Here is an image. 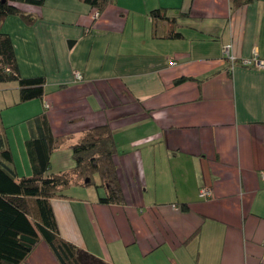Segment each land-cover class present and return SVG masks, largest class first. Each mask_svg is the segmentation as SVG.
<instances>
[{"label": "crops", "instance_id": "1", "mask_svg": "<svg viewBox=\"0 0 264 264\" xmlns=\"http://www.w3.org/2000/svg\"><path fill=\"white\" fill-rule=\"evenodd\" d=\"M104 1L16 4L32 21L0 24L20 76L44 78L24 103L0 84L10 151L4 118L46 115L63 139L50 173L87 128L112 131L123 203L70 186L50 201L60 236L107 264H264V69L242 65L264 59V0ZM24 264L58 262L39 243Z\"/></svg>", "mask_w": 264, "mask_h": 264}, {"label": "trees", "instance_id": "2", "mask_svg": "<svg viewBox=\"0 0 264 264\" xmlns=\"http://www.w3.org/2000/svg\"><path fill=\"white\" fill-rule=\"evenodd\" d=\"M82 1L98 11L106 5L104 0ZM43 2L3 0L0 2V24L10 15L32 21V17L24 14L16 4L41 6ZM151 14L160 17L157 10ZM14 82L20 103L42 100L44 78L20 76L13 44L8 35L0 32V84ZM27 125L29 138L25 141V149L31 169L27 177L17 176L12 167L11 151L0 132V264H24L39 243L46 244L58 264H107L60 236L50 201L64 198L65 190L80 185L103 188L104 195L98 198L100 204L123 203L113 160L116 146L112 131L106 124L87 128L70 148L73 168L50 173L51 154L63 139L52 135L44 113L27 120Z\"/></svg>", "mask_w": 264, "mask_h": 264}, {"label": "rangeland", "instance_id": "3", "mask_svg": "<svg viewBox=\"0 0 264 264\" xmlns=\"http://www.w3.org/2000/svg\"><path fill=\"white\" fill-rule=\"evenodd\" d=\"M8 102H9V100L6 103H8ZM4 107L5 106H3L2 102H0V112H1V110L4 109ZM5 111L6 110H3L2 112H5ZM19 119H17V120H15V119L6 120V118H4L2 125H3V127L6 128V135H7V138L9 139L11 152L13 153V157H14L13 159L15 162L14 164L16 166L17 176L27 177L31 174V171H29L30 170V164H29V161H28L27 156H26V149H25V144L23 141H24V139L27 140L29 138V136H28V138H22V136H24L25 132L27 133V126L28 125H27V121L21 122L22 120H19ZM7 123H8V125H13V126H8V128H7L5 126ZM27 135H28V133H27ZM55 160L58 161V164L63 162V164L65 166L67 165V168H65V169H69V167H71V166H69L70 164L73 165L71 157L68 156V154H66V152H64V151H59L58 153H56V155H54V157H53V161H55ZM53 168H55V167L53 166ZM52 171H56V170H52V168H51L50 172H52ZM99 192L101 195H103V193H101V192H103V188H100ZM71 193H74V192H71Z\"/></svg>", "mask_w": 264, "mask_h": 264}, {"label": "built area", "instance_id": "4", "mask_svg": "<svg viewBox=\"0 0 264 264\" xmlns=\"http://www.w3.org/2000/svg\"><path fill=\"white\" fill-rule=\"evenodd\" d=\"M223 55L228 58L231 62H234V57L230 54V45H225L223 48ZM242 65L246 67H251L257 70H263L264 69V59H257V58H251L247 60L242 61ZM77 78H79V75H76ZM45 107L47 108L48 105L46 104ZM262 179L264 180V173H262ZM199 198L201 199H209L211 198L212 194L211 191L208 188H201L199 190Z\"/></svg>", "mask_w": 264, "mask_h": 264}, {"label": "water", "instance_id": "5", "mask_svg": "<svg viewBox=\"0 0 264 264\" xmlns=\"http://www.w3.org/2000/svg\"><path fill=\"white\" fill-rule=\"evenodd\" d=\"M0 2H3V0H1Z\"/></svg>", "mask_w": 264, "mask_h": 264}]
</instances>
